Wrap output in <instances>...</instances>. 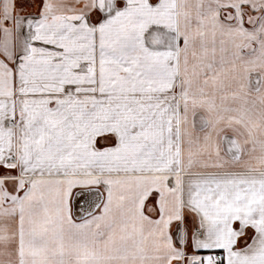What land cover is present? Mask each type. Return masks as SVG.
Listing matches in <instances>:
<instances>
[{"label": "snow or ice", "instance_id": "obj_1", "mask_svg": "<svg viewBox=\"0 0 264 264\" xmlns=\"http://www.w3.org/2000/svg\"><path fill=\"white\" fill-rule=\"evenodd\" d=\"M0 264H264V0H0Z\"/></svg>", "mask_w": 264, "mask_h": 264}]
</instances>
